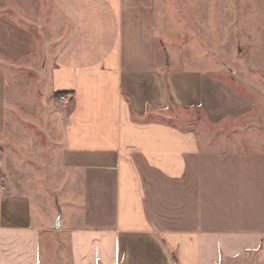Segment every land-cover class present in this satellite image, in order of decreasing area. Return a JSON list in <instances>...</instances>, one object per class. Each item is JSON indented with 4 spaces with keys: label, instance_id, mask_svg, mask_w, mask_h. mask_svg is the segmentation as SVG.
<instances>
[{
    "label": "crops",
    "instance_id": "obj_1",
    "mask_svg": "<svg viewBox=\"0 0 264 264\" xmlns=\"http://www.w3.org/2000/svg\"><path fill=\"white\" fill-rule=\"evenodd\" d=\"M52 6L54 22L25 18L36 35L0 14V264H264V153L222 151L200 132L242 119L248 131L264 105V0ZM51 39L53 67L34 68ZM22 67L39 96L20 108L23 127ZM225 72L259 90L235 91ZM48 92L73 105L42 123ZM172 108L202 110L200 131L161 121Z\"/></svg>",
    "mask_w": 264,
    "mask_h": 264
},
{
    "label": "rangeland",
    "instance_id": "obj_2",
    "mask_svg": "<svg viewBox=\"0 0 264 264\" xmlns=\"http://www.w3.org/2000/svg\"><path fill=\"white\" fill-rule=\"evenodd\" d=\"M52 1L54 0H0V14L4 15V17L8 20L15 21L17 26H20L22 28H26L27 30L32 32L36 35V31L34 30V27H30L28 25H25L27 22L25 18H31L34 19L35 17H38L37 21L39 19H45L49 22L55 20V10L52 6ZM42 4V8H36V6H39ZM40 11H42L43 18L40 17ZM175 10H171L170 14V22L171 24L174 23L173 19L175 18V23L172 26V30L179 31L176 33V36H172L171 39L175 41L176 43L182 44L186 39L184 35V25H183V9H178L173 13ZM162 12V10H161ZM165 14V13H163ZM177 29V30H174ZM168 34L167 33L165 35ZM169 37V36H166ZM55 39H51L49 42L45 43L43 41H39L38 48L40 51H38V56L36 58H40L38 60H31V64L34 68H37L40 65H49L53 62V56H50L48 52L53 51L54 52V43ZM24 45H22L21 50L19 48H16V54L22 55L25 51H27L30 46H27V48L23 49ZM23 49V50H22ZM20 53V54H19ZM243 57V56H242ZM24 60L21 62L19 61L17 65L19 66L22 64ZM53 66L48 67L50 70ZM23 68H21V71L15 72V78L12 88V94L14 98L16 97L17 104L15 105L16 111L15 115H17V121L15 123L18 125H21L23 127V121L20 119L24 118V112L21 111V107H24L26 103L29 102V99L31 98H38V94L36 93L37 88L36 86L29 87L28 84L24 81V75L29 78V74H26L23 72ZM18 69V68H17ZM39 71L35 70V72H32V75L34 78H39ZM48 72V76H49ZM246 76V75H245ZM27 78V79H28ZM246 78V77H245ZM237 78V75L233 76L230 73H223L219 74V79L228 83L233 89L239 93L242 94H253V90H259V84L256 82H247L248 78ZM245 79V80H244ZM37 82V80H36ZM67 96V100H61V95H64V93H45L44 95L47 97V99L41 95V98L39 100L40 104V110L42 115L38 116V121H41L44 123L46 120H48L50 117L58 118V111L59 108H61V105H64L66 107L72 108L73 105V95L70 93ZM14 101V99H13ZM258 103V108L254 114L256 117L255 121L251 123L250 130L246 131L248 122L245 120H237V121H229L225 124H222L220 127L227 128L228 130L220 129L218 126H214L211 124H208L204 121L202 118V110L194 109L189 112H178L174 108L171 109L170 117H162L161 121H165L167 123H171L181 129H196L195 131H200L199 123L202 122L204 129L200 132H206V136L209 142L213 141L211 147L216 148L219 147L222 149V151H240V152H246V153H264V105L262 104V100H256ZM42 102H48L47 105L43 104ZM46 110V111H45ZM46 116H45V115ZM180 116V117H179ZM184 117V118H183ZM52 118L49 122H47L45 125H52ZM206 124V127H205ZM26 130L28 132H39L38 131V125L37 127L33 128V125L30 123L26 124ZM33 128V129H32ZM30 130V131H29ZM41 132V131H40ZM206 139V140H207Z\"/></svg>",
    "mask_w": 264,
    "mask_h": 264
},
{
    "label": "built area",
    "instance_id": "obj_3",
    "mask_svg": "<svg viewBox=\"0 0 264 264\" xmlns=\"http://www.w3.org/2000/svg\"><path fill=\"white\" fill-rule=\"evenodd\" d=\"M67 96H69V94H64V95H61L60 99L61 100H67ZM5 189V186H4V183L3 181L0 179V190H4Z\"/></svg>",
    "mask_w": 264,
    "mask_h": 264
},
{
    "label": "trees",
    "instance_id": "obj_4",
    "mask_svg": "<svg viewBox=\"0 0 264 264\" xmlns=\"http://www.w3.org/2000/svg\"><path fill=\"white\" fill-rule=\"evenodd\" d=\"M63 93H64V92H63ZM65 93H66V92H65ZM65 93H64V94H65Z\"/></svg>",
    "mask_w": 264,
    "mask_h": 264
}]
</instances>
